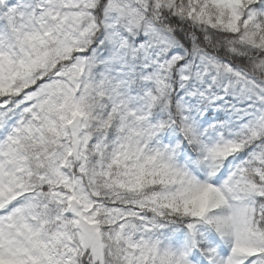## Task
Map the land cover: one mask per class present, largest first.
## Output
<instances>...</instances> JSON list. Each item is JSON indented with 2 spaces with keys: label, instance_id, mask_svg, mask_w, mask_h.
Instances as JSON below:
<instances>
[{
  "label": "snow or ice",
  "instance_id": "obj_1",
  "mask_svg": "<svg viewBox=\"0 0 264 264\" xmlns=\"http://www.w3.org/2000/svg\"><path fill=\"white\" fill-rule=\"evenodd\" d=\"M257 72L264 0H0V264H264Z\"/></svg>",
  "mask_w": 264,
  "mask_h": 264
},
{
  "label": "clouds",
  "instance_id": "obj_2",
  "mask_svg": "<svg viewBox=\"0 0 264 264\" xmlns=\"http://www.w3.org/2000/svg\"><path fill=\"white\" fill-rule=\"evenodd\" d=\"M208 35H212V34L209 32ZM256 75L261 79H264V73L257 72Z\"/></svg>",
  "mask_w": 264,
  "mask_h": 264
}]
</instances>
